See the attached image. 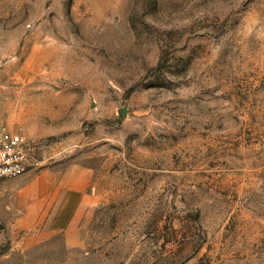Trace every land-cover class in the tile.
I'll return each instance as SVG.
<instances>
[{
  "label": "rangeland",
  "instance_id": "obj_1",
  "mask_svg": "<svg viewBox=\"0 0 264 264\" xmlns=\"http://www.w3.org/2000/svg\"><path fill=\"white\" fill-rule=\"evenodd\" d=\"M0 123V264H264V0H0Z\"/></svg>",
  "mask_w": 264,
  "mask_h": 264
},
{
  "label": "built area",
  "instance_id": "obj_2",
  "mask_svg": "<svg viewBox=\"0 0 264 264\" xmlns=\"http://www.w3.org/2000/svg\"><path fill=\"white\" fill-rule=\"evenodd\" d=\"M33 150L24 134L0 123V188L7 180L21 177L31 169Z\"/></svg>",
  "mask_w": 264,
  "mask_h": 264
},
{
  "label": "crops",
  "instance_id": "obj_3",
  "mask_svg": "<svg viewBox=\"0 0 264 264\" xmlns=\"http://www.w3.org/2000/svg\"><path fill=\"white\" fill-rule=\"evenodd\" d=\"M5 184H6V189L8 188H10V187H12V185H13V183H12V181L11 180H7L6 182H5ZM36 186H38V192L36 193V195H34L33 197H32V203L30 204V205H28V203H26V204H24V206H27L26 208H25V210H24V208H23V210H24V212L25 213H27L26 215H27V218H25V217H22L21 219V221H27L30 225L31 224H33V223H35L36 222V220L37 219H35V218H33V217H31L30 216V212H36L37 210L38 211H40L39 210V208H38V206L40 207L41 205L43 206V204H45L46 202H47V200H48V196H49V194H51L52 193V191H51V185L49 186L48 184H44L43 182H39V180H37V181H34L32 184H30V186L29 187H36ZM29 187H26L25 189H23V190H26L27 188H29ZM49 188V191H47V189ZM83 193H84V189H82V191H78L76 194H78V199L79 198H81L82 197V195H83ZM51 196V195H50ZM79 201V200H78ZM78 203L79 202H77V204H76V206L78 205ZM70 209V208H69ZM56 210H58V211H60L61 210V212L62 211H64V213H66V216L63 218V219H60V220H63V222H65V223H62V224H59L58 226H60V228L59 229H62V228H65V227H67V225H69L70 224V221H71V217H69V216H67V212H69V210H67V208L65 209V210H63L62 209V207L60 206L58 209H57V207H56V209H53L52 211H53V214L56 212ZM50 215L49 216V218L47 219V222H46V225L47 226H50V224L52 225V218H53V216L54 215Z\"/></svg>",
  "mask_w": 264,
  "mask_h": 264
}]
</instances>
